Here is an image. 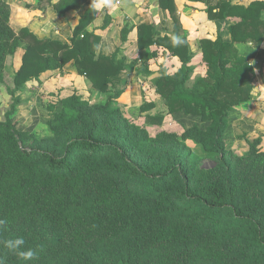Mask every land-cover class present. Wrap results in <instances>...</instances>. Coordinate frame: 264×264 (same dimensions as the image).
Segmentation results:
<instances>
[{
	"label": "trees",
	"instance_id": "16d2710c",
	"mask_svg": "<svg viewBox=\"0 0 264 264\" xmlns=\"http://www.w3.org/2000/svg\"><path fill=\"white\" fill-rule=\"evenodd\" d=\"M231 1L205 0L208 18L239 21L228 27L229 41L219 35L200 40L207 67L197 79V85L206 81L202 90L186 86L193 67L185 36L174 48L152 22L136 25L138 49L163 46L181 60L175 72L161 68L154 79L166 110L193 114L207 121L205 128L193 125L179 137H151L112 104L122 91L99 104L73 93L53 111L50 134L35 137L12 121L19 104L14 101L0 120V219L8 221L0 239L23 237L26 247L37 251L32 264H264V151L255 150V141L248 158L229 157L223 147L228 110L250 100L254 75L235 43L259 47L263 42L264 4ZM90 4L37 0L31 6L42 11L51 6L58 16L79 11L71 36L59 41L39 38L26 27L15 31L10 4L0 0V83L7 57L21 47L13 77L18 89L40 82L46 72H62L70 61L99 91L123 85L120 76L133 72L134 63L118 59L116 50L96 53L101 37L87 30L97 16ZM158 5L174 18L172 33L180 34L174 0H158ZM107 24L105 16L102 27ZM147 119L160 123L162 116ZM187 139L199 143L209 158L220 154L218 165L200 171L199 158L184 148ZM0 255L6 264H24L2 247Z\"/></svg>",
	"mask_w": 264,
	"mask_h": 264
},
{
	"label": "rangeland",
	"instance_id": "374dc122",
	"mask_svg": "<svg viewBox=\"0 0 264 264\" xmlns=\"http://www.w3.org/2000/svg\"><path fill=\"white\" fill-rule=\"evenodd\" d=\"M12 5L14 7L13 15H18L15 10V5H18L17 2L15 1ZM175 17L177 24L181 26V22L178 20L179 17ZM151 21L154 24L156 34L167 35L161 34L162 26L159 22L153 19ZM132 27H136V24L131 25L129 28ZM14 30L16 31V28ZM178 35L184 36L182 33ZM201 39L198 43V40L186 38L190 50L196 49V45L201 48ZM136 41L137 29L136 38L130 40L125 35L118 44L116 48L117 58L122 59L127 65L134 63L132 66L134 71L121 75L120 78L124 84H117L115 87L110 88L108 92L95 89L86 77L78 74L76 69L72 67L71 70L66 68L64 72L44 76L40 82L30 81L22 89H18L13 81L23 52L21 47L18 48L14 54L7 57L5 62L3 81L0 83V120L6 117L11 105L17 99L19 104L16 105L15 111L11 115L16 127L20 130H27L35 137H43L50 134L48 123L53 111L59 106L61 98L75 93L84 102L99 104L105 103L108 97L117 91H122L117 98L112 99V104L120 106L124 115L131 122L145 127L151 137L160 133H169L179 137L193 125L205 128L208 125L207 121H201L199 117L193 114L166 110L162 98L156 92L155 77L159 75L161 68H164L169 74L175 72L181 66V60L178 56L170 54L166 48L159 45L138 49ZM191 53L192 56L188 64L193 67V71L186 86L190 88L194 85L202 90L206 81L197 85V79L205 76L207 67L202 62L200 53L193 54L192 50ZM260 75L264 77V72L261 71ZM254 78L255 74L253 75L252 84H257L260 76ZM145 103H153L154 106L147 111H142L140 106ZM262 107L263 105H260V103L255 105L253 100H249L228 110V125L223 141L227 156L248 158L250 146L255 141H258L255 150L264 151V109ZM150 115L162 116L161 122L152 123L147 119ZM183 143L185 150L189 151L191 157L199 158L197 168L200 171H208L218 165L220 154L217 158H209L205 155L204 149L199 143L189 139L183 140Z\"/></svg>",
	"mask_w": 264,
	"mask_h": 264
},
{
	"label": "crops",
	"instance_id": "0c3cea01",
	"mask_svg": "<svg viewBox=\"0 0 264 264\" xmlns=\"http://www.w3.org/2000/svg\"><path fill=\"white\" fill-rule=\"evenodd\" d=\"M15 1L18 4L15 5L18 15H13L14 7L12 3ZM51 1L57 2L58 0ZM253 1L264 4V0H232L231 2L248 5ZM8 2L11 8L12 27L16 28V31L26 27L39 38L67 41L80 19V13L76 9H69L63 16H58L51 6H47L44 11L32 8L31 6L35 5L37 0H8ZM211 2H214V0H211ZM113 5L110 9L97 11L96 18L87 26L88 31L101 37L96 49L97 54L114 52L122 40L124 29L130 40L136 38V27L129 28L131 25H137L141 22L150 23L153 19L162 26L161 34L168 35L173 31L174 18L167 9L159 7L158 0H113ZM205 8V0H174V16L179 17L178 20L181 22L179 33H182L186 38L198 40V43L201 38L213 39L217 35L223 40L229 41L228 27L239 21V18L210 19ZM105 16L108 17V24L102 27ZM261 18L264 20V8L261 12ZM125 26L126 28H124ZM235 47L238 54L245 56L252 65L255 74L254 79L260 76L257 84H252L250 100H253L255 105L260 103L264 109V77L260 75L261 71L264 72V40L259 47L253 46L250 41L246 43L236 42ZM191 50L193 54L200 53L202 58L199 45H196V49ZM71 67L75 68L73 61L68 62L63 67L62 72L66 68L71 70ZM51 74L53 73L46 72L42 74L40 79L43 80L44 76Z\"/></svg>",
	"mask_w": 264,
	"mask_h": 264
},
{
	"label": "clouds",
	"instance_id": "9594fccd",
	"mask_svg": "<svg viewBox=\"0 0 264 264\" xmlns=\"http://www.w3.org/2000/svg\"><path fill=\"white\" fill-rule=\"evenodd\" d=\"M113 0H91L90 8L94 11H103L104 9L112 8ZM172 47H180L185 43L183 37L178 34L170 33ZM8 221L6 219H0V233L7 229ZM0 247L6 249L8 253L18 257L24 264H32V262L39 259L37 251L33 248L26 247V241L23 237H14L8 239H0ZM0 264H6V259L3 255H0Z\"/></svg>",
	"mask_w": 264,
	"mask_h": 264
}]
</instances>
